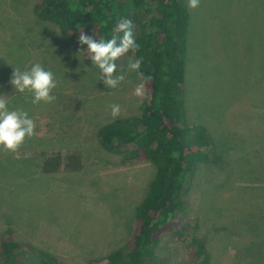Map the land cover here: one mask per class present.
I'll return each mask as SVG.
<instances>
[{
    "label": "rangeland",
    "instance_id": "374dc122",
    "mask_svg": "<svg viewBox=\"0 0 264 264\" xmlns=\"http://www.w3.org/2000/svg\"><path fill=\"white\" fill-rule=\"evenodd\" d=\"M32 2L0 0V97L8 110L27 112L35 124L34 134L17 151L0 148L10 156L7 164L0 152V234L11 229L18 240L71 264H99L101 256L128 239L133 208L155 173L153 163L124 161L96 138L97 129L112 119L139 115L145 96L137 97L134 90L142 81L127 59L116 73L125 79L115 88L104 85L58 27L37 17ZM189 10L188 119L206 126L225 161L196 169L185 195V220L189 227L199 222L198 232L218 247L212 264H258L264 252L240 255L254 237L227 242L215 227L236 216L264 220V188H257L264 176L256 171L264 162V0H199ZM223 26L232 27L229 36L222 34ZM37 63L54 75L52 102L33 103L31 91L19 92L10 83L14 68L28 71ZM114 104L120 106L117 117L111 113ZM41 149L63 155L76 151L83 167L41 173L35 152ZM201 149L211 154L210 148ZM186 242L165 235L158 252L170 264H195Z\"/></svg>",
    "mask_w": 264,
    "mask_h": 264
},
{
    "label": "trees",
    "instance_id": "16d2710c",
    "mask_svg": "<svg viewBox=\"0 0 264 264\" xmlns=\"http://www.w3.org/2000/svg\"><path fill=\"white\" fill-rule=\"evenodd\" d=\"M186 1L34 0L31 4L37 17L55 24L61 35L80 51L84 64L99 75L102 71L90 59L86 45L78 41L80 32L107 40L122 35L114 31L121 18L131 19L139 47L115 61L116 73L127 59H140L138 71L145 78L151 77L140 78L145 85V97L139 105V115L112 119L96 131L97 142L104 150L121 155L127 162L149 161L155 165L146 192L133 208L128 239L101 256L99 264H170L158 252L165 235L173 242L187 241L184 249L190 262L212 264L216 258L213 251L217 252L218 247L211 243L207 233L198 232L199 222L189 227L185 220L188 208L185 195L196 169L203 164L217 168V163L219 166L225 161L223 154L216 153L206 126L188 119L184 85L191 13ZM231 28L223 26L222 34L229 36ZM203 147L210 148L211 154L203 151ZM0 152L8 164L10 156ZM35 152L40 158V172L44 174L60 170L75 172L83 167L76 151L65 155L42 149ZM255 153L257 157L263 155L258 146ZM259 170L264 176V162L258 163L256 171ZM232 221L216 224L215 231L221 228L225 241L232 239L238 244L246 235L256 237L243 246L240 253L243 258L264 252V226L259 224L264 225L263 219L258 215L236 216ZM260 256L258 264H264V253ZM0 264L71 263L48 249L18 240L9 229L0 234Z\"/></svg>",
    "mask_w": 264,
    "mask_h": 264
},
{
    "label": "clouds",
    "instance_id": "9594fccd",
    "mask_svg": "<svg viewBox=\"0 0 264 264\" xmlns=\"http://www.w3.org/2000/svg\"><path fill=\"white\" fill-rule=\"evenodd\" d=\"M188 6L190 8L198 7L199 0H188ZM133 28L131 19L121 18L114 31L122 35H113L107 40L103 38L97 40L83 30L80 32L78 41L81 45H86L90 59L102 71V81L107 87L115 88L125 79L123 75H116L117 65L115 61L129 50L138 49ZM140 64V59L130 60L129 68L137 71L142 80L151 79V77L145 78L144 74L138 71ZM10 83L19 92L31 91L34 96L33 103L55 100V96L51 95L52 90L56 87L54 75L50 70H45L39 63L34 64L30 70L23 72L14 68ZM134 94L137 97L145 96L144 83L136 86ZM111 113L113 117H117L120 113V106L118 104L112 105ZM34 128V121L29 118L27 112L8 110L6 99L0 97V145L6 150L15 152L23 144L26 137L34 134Z\"/></svg>",
    "mask_w": 264,
    "mask_h": 264
}]
</instances>
